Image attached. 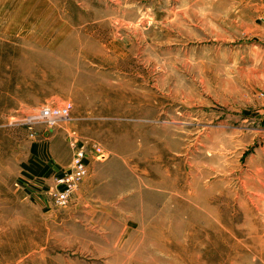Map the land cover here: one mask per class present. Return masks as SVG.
Segmentation results:
<instances>
[{"label": "rangeland", "instance_id": "374dc122", "mask_svg": "<svg viewBox=\"0 0 264 264\" xmlns=\"http://www.w3.org/2000/svg\"><path fill=\"white\" fill-rule=\"evenodd\" d=\"M0 264H264V0H0Z\"/></svg>", "mask_w": 264, "mask_h": 264}, {"label": "built area", "instance_id": "2783aa9c", "mask_svg": "<svg viewBox=\"0 0 264 264\" xmlns=\"http://www.w3.org/2000/svg\"><path fill=\"white\" fill-rule=\"evenodd\" d=\"M71 105H65L63 107H46L41 108L38 114L34 115V119L42 120L49 125H56L61 118H69ZM100 152V148H98ZM87 154L84 148H78L72 160L71 170L65 174L61 179L64 183V190L58 195V199L61 202H65L69 193L76 187L77 183L84 178L87 173L86 158ZM103 159L106 156L101 154Z\"/></svg>", "mask_w": 264, "mask_h": 264}, {"label": "trees", "instance_id": "16d2710c", "mask_svg": "<svg viewBox=\"0 0 264 264\" xmlns=\"http://www.w3.org/2000/svg\"><path fill=\"white\" fill-rule=\"evenodd\" d=\"M33 171H35V170H33Z\"/></svg>", "mask_w": 264, "mask_h": 264}]
</instances>
